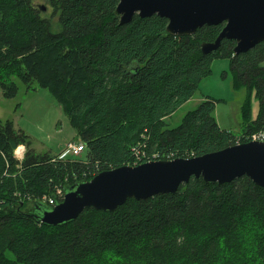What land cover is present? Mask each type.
I'll return each mask as SVG.
<instances>
[{"label": "trees", "instance_id": "16d2710c", "mask_svg": "<svg viewBox=\"0 0 264 264\" xmlns=\"http://www.w3.org/2000/svg\"><path fill=\"white\" fill-rule=\"evenodd\" d=\"M47 1L59 32L34 0H0V85L7 97L17 94L15 79L47 88L86 150L76 160L36 153L29 135L0 122V264H264V188L246 175L222 185L194 177L176 193L129 199L115 211L89 208L59 226L26 214L36 201L50 207L41 198L89 168L134 166L156 152L200 156L264 130V41L235 55V41L224 39L203 54L202 42L224 24L175 36L158 15L120 23L119 0ZM215 58L231 60L236 88L256 91V118L245 101L240 137L218 124L211 97L178 126L166 121ZM19 145L23 160L13 156Z\"/></svg>", "mask_w": 264, "mask_h": 264}, {"label": "water", "instance_id": "95a60500", "mask_svg": "<svg viewBox=\"0 0 264 264\" xmlns=\"http://www.w3.org/2000/svg\"><path fill=\"white\" fill-rule=\"evenodd\" d=\"M41 9L45 11L46 6ZM115 13L120 23L130 22L135 15L164 17L168 19L167 32L175 36H191L205 25L224 24L214 41L202 42L203 54L219 49L224 39L235 41V55L264 41V0H119ZM245 175L264 188L263 141H247L190 158L104 170L89 181L67 186L64 200L54 207L36 202L26 214L46 225L59 226L89 208L115 211L129 199L176 193L194 177L222 185Z\"/></svg>", "mask_w": 264, "mask_h": 264}, {"label": "rangeland", "instance_id": "374dc122", "mask_svg": "<svg viewBox=\"0 0 264 264\" xmlns=\"http://www.w3.org/2000/svg\"><path fill=\"white\" fill-rule=\"evenodd\" d=\"M33 3L37 8L46 6V10L41 15L43 18L50 19L53 32H59V14H55L54 7L50 6L47 0H34ZM211 67V74L200 81L193 97L169 118L167 117L166 121L170 127L178 126L183 122L188 112L195 110L206 98L211 97L215 100L214 114L218 124L233 135L240 137L243 133L242 107L245 101L246 103L251 102V116L256 118L258 112L256 91L248 90L246 87L241 89L235 87L229 58H215ZM15 82L18 85V91L13 97L5 96L0 85V122L12 121L16 129H22L29 135L31 148L34 152L41 154L50 152L58 154L59 158L70 159L71 155L67 152L66 145L68 142L78 139L77 130L71 124L62 106L47 88L40 87L36 82L28 84L20 79H15ZM253 133L255 132L251 134ZM23 146L27 151V147ZM155 154H157L156 156H165L160 152ZM13 156L16 158L15 151ZM188 156L186 157L190 158ZM98 170L99 168H89L84 173L85 177L82 181L91 180L96 176L94 174ZM80 181L77 179V182ZM33 206L34 202L30 204V208ZM6 253L13 257L10 252Z\"/></svg>", "mask_w": 264, "mask_h": 264}, {"label": "built area", "instance_id": "2783aa9c", "mask_svg": "<svg viewBox=\"0 0 264 264\" xmlns=\"http://www.w3.org/2000/svg\"><path fill=\"white\" fill-rule=\"evenodd\" d=\"M245 139L246 140L243 141V140H241V138H239L237 143L240 144V143L247 142V141H264V130H259L253 134H249L246 136ZM66 149H67V152L71 155V158L70 159L60 158V159L61 160H76V159L82 158V156L86 150V146H85L83 141L74 140V141H70L67 143ZM15 153H16V158L21 160V158L26 153L25 147L23 145H19L16 148ZM156 155L157 154H154L152 157L144 159L145 162H152V161H159V160H173L175 158V157L174 158L170 157L168 155L163 156V157H161L160 155H158V156H156ZM188 157H193V156H188ZM135 165H138L137 161H136ZM99 172H100V170H98L94 175H97ZM64 198H65V189L63 186H58L54 189L52 194L44 195L41 198V201H43L44 203H46L50 207H54L58 203L62 202L64 200ZM0 209H1V204H0Z\"/></svg>", "mask_w": 264, "mask_h": 264}, {"label": "bare ground", "instance_id": "6f19581e", "mask_svg": "<svg viewBox=\"0 0 264 264\" xmlns=\"http://www.w3.org/2000/svg\"><path fill=\"white\" fill-rule=\"evenodd\" d=\"M264 142V141H263Z\"/></svg>", "mask_w": 264, "mask_h": 264}]
</instances>
